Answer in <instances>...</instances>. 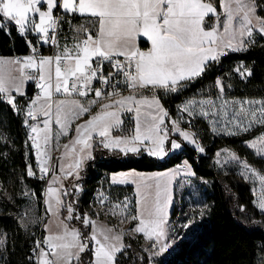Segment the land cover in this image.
Listing matches in <instances>:
<instances>
[{"label": "snow or ice", "instance_id": "snow-or-ice-1", "mask_svg": "<svg viewBox=\"0 0 264 264\" xmlns=\"http://www.w3.org/2000/svg\"><path fill=\"white\" fill-rule=\"evenodd\" d=\"M234 2L235 9L231 0L228 2L219 0V8L226 12V19L222 24L223 30L224 33L230 34L229 40L225 43L222 39H218L219 32L215 26L211 30H206V19H211L215 15L217 21L220 20V13L214 0H0V32L6 31L9 35L13 29L21 36L31 30L41 34L44 43H48L49 40L55 43L58 21L69 15L73 18L79 15L87 19L96 29L93 34L86 25H78L74 29L75 43L72 48L65 46L62 52L54 56L37 59L35 55H30L23 61H13L20 65L22 76L26 68H35L39 71V82L36 86L40 89V93L28 103L24 111V125L29 128L28 141L31 142V149L35 150L40 178L43 179L51 170L49 166L51 157L49 160L44 159L46 148L42 149L41 140L47 146L51 139L53 113L50 101L53 89L56 93L63 91L69 96L78 93L80 97H86L89 92L94 91L95 99L90 100L89 104H97L101 99L109 101L100 104V110L83 124L76 125L77 137L72 143L80 145L79 151L85 153V157L76 161L77 169L83 158H90V150L93 147L90 141L95 138L93 134L100 138L99 143L104 149H119L125 153H138L141 150L140 145L148 142L152 145L147 148L148 154L158 157L167 154L164 148L166 141L171 144V150L181 149L183 146L182 142L176 139L169 141L170 132H178L184 142L194 143V136L181 130L178 122H173L172 129L162 127L164 117L168 115L163 108L159 109L161 116L152 115L150 123L142 122L141 105L146 102V98L138 99L135 95L123 96L119 91L120 85H126L133 93L148 88L177 92L182 87L181 82L201 76L209 61H218L221 56L227 55L225 49L234 52L246 50L254 31L264 38V18L257 15L256 0H234ZM44 5L46 10H42ZM60 10L62 15H54ZM36 15L38 22L34 18ZM234 19L239 22L238 42ZM253 20L258 27L253 25ZM139 37H144L150 42L151 46L147 51L138 47ZM29 44L31 45V41ZM35 51L33 47V53ZM120 57H123V60L119 59ZM105 62L111 65L107 75L104 69ZM236 71H239V68ZM240 75L251 76L252 72L245 70ZM119 76L123 79L113 83V80ZM94 81H99L101 87H94ZM215 86L221 94L224 92L220 78L216 79ZM14 92L20 96L24 95L19 84L9 85L3 76H0V102L6 101L14 112L20 114L22 109L16 103ZM117 96L119 99H113ZM42 100L44 103H40ZM154 102L158 105V101L154 99ZM195 103L189 101L183 107L189 116L195 114L192 108ZM62 104L63 101H60L55 113V123L60 125L61 130L64 128L60 107ZM229 104L233 105V115L227 123L234 125L235 129L247 132L256 124L264 126V99L225 101L220 106V112L225 117L228 116L225 109ZM237 104L238 108L235 107ZM256 105L259 107H255ZM199 106V115L205 118L208 117L211 109L216 107L211 99L199 101ZM77 107L80 114L90 111L89 107L79 103ZM123 111L135 112L133 133L128 136H114L113 130L121 128L124 122L121 118ZM245 123L247 127L244 126ZM63 134L68 133L65 131ZM225 134L237 135L238 132L225 128ZM6 141L7 137L0 134V142L6 143ZM246 143L248 147L256 148L257 154L264 158V132ZM65 148L67 149L68 145H65ZM196 148L203 151L199 144H196ZM231 159L239 162V158L234 154ZM242 167L255 175L254 170L246 162H242ZM61 170L63 171L62 165ZM27 175H35L31 165H28ZM67 175H72V172L69 171ZM53 176L55 182V173ZM260 179L264 182V176ZM127 182L129 180L126 178L112 179L113 184ZM47 193L48 211L51 212L53 207L58 211L63 206L59 190L50 186ZM105 199L106 197L101 194L102 205ZM125 200L127 201V198ZM169 203L167 187L160 189L157 185L156 199L151 207L138 191L135 213L124 216L125 220H129L134 225L129 228V233L142 234L151 242L150 249L158 248L157 252L152 253L153 255L162 254L170 247L165 240L164 229ZM255 203L264 213V195ZM117 209L121 213H127L129 204L117 203L106 210L105 214L110 212L115 215ZM73 211L72 205L69 204V215L66 219L73 218ZM75 218L80 219L85 228L90 227L91 231L82 233L80 229H70L64 221H61L62 230L53 233L49 225H45L44 230L48 235L35 240L32 254L28 258L29 264H33V258L34 264H73V262L84 264L85 256L89 258L88 264H119L118 254L126 253V249L131 247L122 243L123 234L113 233L111 229L99 228L87 213ZM5 243L4 239H0V249L4 248Z\"/></svg>", "mask_w": 264, "mask_h": 264}, {"label": "trees", "instance_id": "trees-1", "mask_svg": "<svg viewBox=\"0 0 264 264\" xmlns=\"http://www.w3.org/2000/svg\"><path fill=\"white\" fill-rule=\"evenodd\" d=\"M214 3L220 13L219 0H214ZM256 4L257 15L264 18V0H256ZM78 25H86L93 33L96 30L87 19L69 15L60 20L59 37L68 39ZM37 40L36 34L26 38L15 29L10 35L2 31L0 57L20 60L28 56L30 46ZM42 54H46V51L43 50ZM237 68L250 70L252 75L242 77L236 71ZM217 78L222 80L223 93L228 99H264V38L254 34L246 50L236 51L209 63L201 76L181 83L182 87L177 92L156 90L155 95L167 113L174 115L177 107L187 99L215 97L218 94L215 86ZM34 91L33 83H28L25 94L16 98L19 106H25L34 96ZM192 122L196 135L201 133L203 155L197 154L183 142L182 151L166 156L164 161H158L142 151L121 153L94 146L91 158L85 162L74 182L75 187L68 189L66 195H61L63 206L60 207V215L68 227L80 229L82 233L89 232V228L75 219L74 214L72 219H66L69 215L67 208L71 204L74 210L83 213L97 187L108 194L111 203L131 198V206L135 207L132 186L111 185V174L131 170L141 173L161 172L185 161L194 178L206 183L201 193L207 209L200 217L195 216L183 238L158 256L151 257L142 249L140 236H123L122 243L131 247L126 249V253L118 254L119 264H264V213L255 206L250 185L240 178L235 166L221 170L212 161L215 152L226 146L264 175V159L255 157L244 145L264 128H255L234 137L214 138L202 125L198 132L197 123L194 120ZM0 134L7 137L6 143L0 142V185H11L16 192L13 198L0 200V239L6 241L4 248L0 249V264H29L34 241L30 232L40 228L38 218L42 210L44 182L36 179L35 175H27L28 165L33 170L34 166L25 126L22 117L15 115L11 106L4 101L0 102ZM115 134H129L127 122H123L120 132L115 131ZM165 148L170 149L168 142ZM24 189L27 194H24ZM130 210L131 214L135 213L133 208ZM176 212V208H173L171 219ZM88 260L85 256L84 264H88Z\"/></svg>", "mask_w": 264, "mask_h": 264}, {"label": "rangeland", "instance_id": "rangeland-1", "mask_svg": "<svg viewBox=\"0 0 264 264\" xmlns=\"http://www.w3.org/2000/svg\"><path fill=\"white\" fill-rule=\"evenodd\" d=\"M35 18V17H34ZM233 24H235L237 27L239 25L238 20H234ZM244 51V50H241ZM11 61V72L12 75L14 76V79L18 81V84H25L27 80H30L31 78H25V75H21L20 71V65L15 64ZM23 61V60H21ZM4 66H2L1 61H0V76H3L5 79L6 77V72H5ZM246 69L240 68L239 73L245 72ZM25 72V69H24ZM245 75L244 77H246ZM39 80L38 78H36ZM156 90H162V89H156ZM154 90V94L155 91ZM218 94L215 97H202V98H197V99H187L185 100L180 106L177 107L175 114L174 115H168L166 116L167 118L164 121V125L162 127H166L168 129H172L173 127V122H178L179 128L181 130L189 132L191 135L194 136L195 141L194 143H189V142H184L182 140V137L179 136L178 132H170L169 135V141L171 139L176 138L178 142H183L194 151L199 154L203 155L204 154V148L200 144V135L201 133L197 136L194 133H192L188 129V121L189 120H194L197 123L198 126V132L202 129L201 125L207 128L208 133L214 137V138H227V137H234L237 135L245 134L247 132H250L251 130L255 128L262 127L259 124L254 125L249 131L244 132L238 129L234 128V125L228 124L227 121L229 118L233 115V105L229 104L226 107V111L228 112V116L225 117L223 116V113L220 112V106L225 102V101H239L237 99H228L224 96V93H220L219 89ZM137 98L139 97H144L146 98V102L141 105V120L142 122H151V117L152 115L156 116H161L162 113L159 111L160 108H163L165 112L167 110L163 107L161 101L159 98L155 95H135ZM217 97H221L220 99H217ZM158 101L157 103L154 102ZM211 99L214 101L216 107L211 109L209 112L208 117H203L199 115L200 112V106H199V101L201 100H208ZM60 101H63V104L60 105L62 108V123L64 125L63 130H61L60 125H57L55 123V113L57 110V105L59 104ZM189 101H194L196 102L194 105H192V108L194 109L195 114L192 116L188 115L187 111L183 110L184 105L189 102ZM77 103L82 104L85 107H89L90 111L85 114H80L79 113V108L77 107ZM103 103H108V101L103 102ZM100 104L102 103H97V104H89L88 102L85 101H75V100H57L52 103V113H53V123H52V134H51V139L49 141L50 147L53 148L55 152V157H54V170L53 173H55V182L54 181V176L53 173L51 177L49 178V182L45 188V195L42 194L43 199H42V210L40 212L39 218H38V223L39 225H42L43 231L48 235V232L44 230L45 225H49L50 230L53 233L60 232L62 230V225L60 222L62 221L59 217L60 213V208L57 211L55 207H53L52 211H48V193L47 189L51 186L53 188H56L59 190V195H62L61 192L64 194L66 191L70 188L75 187V181L78 179L79 173L84 166L85 162H87L92 155L93 147L94 146H100L103 148V146L99 143L100 138L98 136L94 135V139L90 141L92 143L93 147L90 150V158H83L81 160V165L79 169L75 167L76 161L78 159H81L82 157H85V153H81L80 150V145H73L72 141L77 137V132H76V125L78 124H83L87 119L91 118L92 115H94L96 112L100 110ZM236 108L239 107V105H235ZM255 107H259L256 105ZM205 108L207 109L208 106L206 105ZM215 113V114H213ZM135 116V112H133V118ZM123 121L127 122V129L128 133L132 132V123L129 115H124ZM131 126V127H130ZM145 126H147L145 124ZM200 126V127H199ZM247 127V123L244 125ZM135 127V121H134V126ZM131 128V129H130ZM225 128L228 130H235L238 132L237 135H226L225 134ZM215 129V130H214ZM121 128L119 129H114L113 130V135L114 136H128L127 135H122V134H115V131L120 132ZM67 132V135H64L63 132ZM264 132V130L262 131ZM261 132V133H262ZM260 134L256 135L253 139L249 140L252 141L255 138L259 137ZM165 146L166 147V143ZM169 143V142H168ZM196 144H199L201 148H203V151H199L196 148ZM65 145H68V148H65ZM170 149L166 150V155L163 157H158V156H152L158 161H164L166 156L168 155H173L177 154L182 151L181 149L177 150H171V144ZM244 145L254 154L255 157L262 158L260 155L257 154V149L256 148H250L248 147L247 143L245 142ZM152 147V145L148 142H145L144 145H140V148L143 153L148 154L147 148ZM75 149V150H73ZM109 150V149H106ZM115 151H120L119 149H113ZM110 151V150H109ZM121 152V151H120ZM123 153V152H121ZM219 154V155H218ZM235 155L238 157L232 149L229 147L223 146L220 147L214 154L213 157V162L215 165L221 169V170H226L229 167L235 166L236 167V172L240 176L242 180H244L246 183L250 185L251 188V193L254 197V202L257 201L262 195H264V182L261 181L260 177L264 176L261 172H259L256 168H254L252 165H250L247 160L243 157H238L239 162L236 160L231 159L232 155ZM149 155V154H148ZM151 156V155H150ZM264 159V158H263ZM242 162H246L249 167L254 170L255 175H253V172L248 171V169H245L242 167ZM61 165L63 166V171L61 170ZM181 166H185V169L181 168ZM173 170H165L161 172H155V173H147L146 175H128L126 179L129 180L128 184H132L135 189V195H133L134 202L137 198V192L139 191L141 197L147 201V204L149 207L152 206L156 199V191H157V185H159L160 189H164L167 187L168 189V195L170 196V203L167 206V215H166V224L164 225L165 229V240L167 243L170 245V247L167 248L166 251L170 250L175 243L180 240L181 238L184 237L185 231L187 230L188 226L191 224L192 220L196 217H200V215L207 209V205L205 203V198L202 196V191L206 185V183L203 180H197L194 178V175L192 171L190 170L188 164L185 161H182L181 165H176L174 166ZM35 172V169L33 170ZM71 171L72 175H67V173ZM243 173V174H242ZM36 174V172H35ZM135 181V182H132ZM66 185V186H65ZM69 188H68V187ZM24 194H27V191L24 189L23 190ZM16 192L13 190V187L11 185L7 187H3L0 185V200L3 198H13L16 194ZM61 199V196H60ZM14 200V199H12ZM55 202L53 201V204ZM117 203L123 204V203H128L129 204V210L127 213H121L119 209L116 210L117 214L113 215L109 212L108 219L101 220L96 223L99 228H104V229H112L113 233L117 234H123V236H129L131 238H136L137 236L141 237V247L142 249L151 257L153 256H158V255H153V252H157V249H150V241L146 240L142 234H137L133 235L129 233V228L133 227L134 225L129 221L125 220L124 216L125 215H131V208L135 210V207L131 206V198L119 202H112L111 207L116 205ZM255 206L257 207L256 203ZM176 208L177 212L176 215L174 216L173 219L170 218V214L172 212V209ZM259 210V208L257 207ZM260 211V210H259ZM1 213V211H0ZM108 226V227H107ZM165 251V252H166ZM164 253V252H163Z\"/></svg>", "mask_w": 264, "mask_h": 264}, {"label": "built area", "instance_id": "built-area-1", "mask_svg": "<svg viewBox=\"0 0 264 264\" xmlns=\"http://www.w3.org/2000/svg\"><path fill=\"white\" fill-rule=\"evenodd\" d=\"M42 10H46V5H44ZM54 15L59 16V15H61V12L57 11V12L54 13ZM59 28H60V20L58 21V27H57V29L55 31V43H52L51 40H49L48 43H44L41 34H38V33L36 34L35 32H33L31 30L27 31L23 37L27 38L30 34L31 35L36 34L38 36L37 42L30 46L29 55H35L37 59H39L40 57H42L44 55L45 56H54L55 55V51H56V45H57V42H58V39H59ZM49 33H50V35L52 34V30L51 29L49 30ZM252 41H253V36L250 38L249 42H252ZM33 47L36 50L35 53H33ZM43 50L46 51V54H42ZM225 51L227 52V55H230V54L234 53V51H230V50H227V49H225ZM227 55L221 56L219 58V60L221 58L227 56ZM119 59L123 60V57H120ZM104 69H105V75H107L108 71L111 70V65L108 64L107 62H105ZM24 75L26 77H30L31 78L32 83H33V88L35 90L34 91V96L37 95L39 93V90H38L36 85L39 82V80L34 78L35 77L34 76L35 75V71L32 68H26L25 72H24ZM122 79H123L122 76L116 77L113 80V83H115L116 80H122ZM93 86L96 87V88L101 87L99 81H94L93 82ZM108 90H111V89H108ZM119 91H120L121 95H123V96H129V95H155L154 94V90L152 88L143 89V90H140V91H138L136 93H133L124 84L120 85ZM115 98H119V96L114 97L113 99H115ZM93 99H95L94 91L89 92L88 96H86V97H80L78 95V93H73L72 95L69 96V95L63 93V91H61L60 93H56L54 91V89H53V95H52L51 102L53 103V102H55L57 100H75V101L89 102L90 100H93ZM106 101H108V99H101L99 103H103V102H106ZM27 104L21 108L22 111H21L20 114H18V115H20L22 117L23 124H24V120H25L24 111H26V109H27ZM14 114L17 115L16 112H14ZM32 123H35V122H32ZM192 123H193L192 120L188 121V129L192 133H194L196 135V132L193 129ZM25 130H26L27 143H28L29 148H30V154H31V157H32L33 166H34V169H35V172H36L35 176H36V179H38L39 181L44 182L43 194L45 195V193H46L45 188H46V186H47V184L49 182V178L51 177V175L53 173V170H54V157H55L56 154H55L53 148L50 147L49 144L47 146H45L43 144V140H41L42 149L46 148V155L44 156V159L45 160H49V157H51V160L49 161V166H50L51 170H50V172H49V174L47 176H45L43 179H41L40 178L41 177V173H40L39 168L37 166V161H36V157H35V150L31 149V142L28 141L29 128L25 126ZM181 168L185 169V166H181ZM101 194H103V196L106 197L105 202H104L103 205L100 203ZM110 207H111V200H110L108 194L102 188L97 187L92 192V194L90 196V199H89V201L87 203V207L84 210V212L81 213L79 211L74 210L73 214H74V218H75V217H82L85 213H87L92 220H94L96 223H98L100 221V219L101 220L108 219L109 213L105 214V212H106V210L110 209ZM67 211H68V208H67ZM77 220L79 222H81V224H82V221L80 219H77ZM30 236L34 238V241L32 242V245H34L35 240L42 239L43 238V227H42V225H40L39 230L30 232Z\"/></svg>", "mask_w": 264, "mask_h": 264}, {"label": "crops", "instance_id": "crops-1", "mask_svg": "<svg viewBox=\"0 0 264 264\" xmlns=\"http://www.w3.org/2000/svg\"><path fill=\"white\" fill-rule=\"evenodd\" d=\"M226 2H228V0H226ZM231 2H232V7H233V9H235V7H236V5H235V2H234V0H231ZM60 12L62 13V10H60ZM76 17H79V18H81L79 15H77ZM226 19V12H225V10L224 9H220V20L219 21H217V18H216V16L215 15H213L212 17H211V19H206V25L208 26L207 28H206V30H211V28L213 27V26H215L216 28H217V30H218V32H219V37H218V39H222L225 43H227V41L229 40V38H230V34H226V33H224V30H223V26H222V24H223V21ZM35 20H36V22H38V15H36L35 16ZM235 20V19H234ZM235 25V24H234ZM253 25L254 26H256V27H258V25H256V21L255 20H253ZM235 27H236V29H237V33H236V40H237V42L239 41V39H240V37H239V31H238V29H239V25H238V27L235 25ZM96 31V30H95ZM95 31H94V33L93 34H95ZM37 34V33H36ZM253 34H258L257 32H255L254 31V33ZM74 35H75V33H74V30L72 31V34L69 36V38L68 39H66V38H60L59 37V39H58V42H57V45H56V51H55V55L57 54V53H60V52H62L63 50H64V48H65V46H67L68 48H72L73 47V45H74V43H75V39H74ZM259 35V34H258ZM82 38V37H81ZM137 45H138V47L141 49V50H143V51H147L148 50V48H150V42H148L147 40H146V38H144V37H139L138 38V40H137ZM28 56H30L29 54H28ZM27 57V56H26ZM42 57H48V56H42ZM25 57H23L22 59H20V61L21 60H23ZM12 60H17V59H15V58H13V57H0V61H1V64H2V66H4V68L6 69L5 70V72H6V77H5V82L6 83H8L9 85H12V84H18V81H16L15 79H14V76L12 75V72H11V61ZM211 62H214V61H209L208 62V64L209 63H211ZM34 71H35V77L34 78H38L39 79V71H38V69H35V68H32ZM195 78H197V77H195ZM195 78H193V79H195ZM53 79H54V71H53ZM193 79H191V80H193ZM191 80H187V81H191ZM30 82H32V80L30 79V80H27L26 81V83L25 84H19L20 85V87H21V90L24 92V94H25V88H26V85L28 84V83H30ZM183 82H186V81H183ZM183 82H181V83H183ZM38 90H39V93H40V89L38 88ZM153 90H156V89H153ZM163 90V89H162ZM38 93V94H39ZM37 94V95H38ZM13 95H16V98H18V97H22V96H20V95H17L15 92L13 93ZM37 95H35V96H33L32 97V99L31 100H33V99H35L36 98V96ZM139 98H141V97H139ZM138 98V99H139ZM115 99H119V98H115ZM30 100V101H31ZM29 101V102H30ZM5 103H6V101H4ZM28 102V103H29ZM109 102V101H108ZM17 103V102H16ZM40 103H44V101L42 100ZM50 103L52 104V102L50 101ZM17 105H18V107L21 109L22 107L21 106H19V104L17 103ZM28 105V104H27ZM46 106V105H45ZM164 110V109H163ZM165 111V110H164ZM129 115L130 116V119H131V123H132V132H130V134L129 135H131L132 133H133V126H134V118H133V113H128V112H126V111H123L122 113H121V118L123 119V117L122 116H124V115ZM167 117L165 116L164 117V121H165V119H166ZM41 119H43V117H41ZM164 125V124H163ZM164 146H165V144H164ZM122 152V151H121ZM123 153H125V152H123ZM173 168H175V167H173ZM173 168H170L171 170H173ZM167 170H169V169H167ZM163 172V171H162ZM152 173H155V172H152ZM147 173H141V172H136V171H133V170H131V171H126V172H118V173H114V174H111L110 176H109V183L111 184V185H117V186H126V185H128V186H132V188H133V193L135 192V189H134V186L132 185V184H128L129 182H127V183H118V184H113L112 183V179H113V177H116L117 179H122V178H126L128 175H146ZM66 186V185H65ZM61 194H62V192H61ZM134 195H135V193H134ZM61 196V195H60ZM59 218L62 220V221H64L62 218H61V215H60V213H59ZM64 223L66 224V222L64 221ZM108 227V226H107ZM70 228V227H69ZM71 229V228H70ZM108 229H109V227H108ZM112 230V229H111ZM91 231V228L89 227V232ZM112 232H113V230H112ZM117 233V232H116ZM47 234L43 231V237L44 236H46ZM73 264H75V262H73Z\"/></svg>", "mask_w": 264, "mask_h": 264}]
</instances>
